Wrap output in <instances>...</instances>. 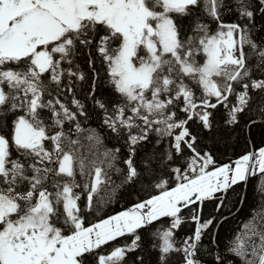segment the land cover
<instances>
[{"label":"snow or ice","instance_id":"snow-or-ice-1","mask_svg":"<svg viewBox=\"0 0 264 264\" xmlns=\"http://www.w3.org/2000/svg\"><path fill=\"white\" fill-rule=\"evenodd\" d=\"M234 2L242 17L253 16L248 0ZM259 2L264 6V0ZM231 10L230 0H0V129L12 128L10 136L0 132V264H85V254L118 237L134 235L131 245L116 247L97 258L98 264H118L140 246L138 230L161 217L173 218L171 227L161 234V264H167L171 252H181L184 264H201L199 245L215 218L201 222L199 208L194 210L191 219L197 227L177 248L172 237L173 230L184 222L182 210L219 199L217 193L264 174V148L259 149L258 158L246 153L233 164L207 171L215 163L213 157L196 150L197 138L187 127L195 118L211 130L208 109L228 107L230 96L236 102L225 122L238 124L239 114L251 101L249 88L264 91V79L251 78L253 67L264 75V45L252 41L241 24L223 23V13ZM201 11L217 24L215 30L200 19ZM185 19L190 24L187 30ZM93 45L107 65L110 84L122 98L113 102L109 114L106 102L95 99L98 76L93 72L88 96L104 112L103 123L117 136L124 133L127 137L123 183H135L154 172L156 155L150 151H145L139 164L134 163L138 149L152 143V132L159 138H172L166 152L168 161H173V154L182 155L185 148L194 155L187 171L173 169L176 179L184 182L86 227L78 203L81 194L74 189L87 191L83 210L91 211L94 194L110 182L105 165L114 167L120 149L100 153L102 140L93 132L85 138L93 142L85 155L82 140L71 136L73 129L64 130L66 122H75L76 133L85 131L77 121L78 115H86L84 104L75 98L71 81L72 77L83 81L85 74L79 66L72 71L60 65L63 61L72 65L70 57L78 47L87 50ZM246 45L252 53L245 52ZM253 59L254 66L249 63ZM88 63L90 68L94 64L90 53ZM13 64L17 67L10 66ZM45 73L58 87L68 78L65 87L73 94L71 104L77 111L59 97L45 99L51 95L41 79ZM186 79L202 87L199 101ZM178 104H183L179 111L185 119H176L172 109ZM45 109L51 114L50 124L41 118ZM18 110L24 114L18 115ZM50 128L55 131L50 133ZM175 129L180 131L174 134ZM10 141L33 162L12 159ZM189 172L195 175L190 178ZM78 174L88 182L77 184ZM167 183L164 180L155 187L162 189ZM244 227L245 238L237 236L229 252L243 264H264V224ZM216 259L231 264L220 256Z\"/></svg>","mask_w":264,"mask_h":264},{"label":"trees","instance_id":"trees-1","mask_svg":"<svg viewBox=\"0 0 264 264\" xmlns=\"http://www.w3.org/2000/svg\"><path fill=\"white\" fill-rule=\"evenodd\" d=\"M230 2L232 10L223 13L221 18L223 23L241 24L245 27L248 37L252 41L257 45H264V7L259 13L262 7L259 0H248V3L251 5L249 10L253 11L251 18L242 17L237 10L238 6L234 0H230ZM199 15L202 21L210 24L211 29L215 30L217 28V24L206 13L201 11ZM183 27L186 30L189 29L190 24L187 19L183 21ZM77 50L76 54L78 53L77 56L85 67V80L78 82L79 85L75 77H72L71 81L75 86L73 89L75 98L81 99L84 104L86 115H78L77 121L85 131L79 134L76 133L74 130L75 122H66L64 130L68 132L70 128L73 129L71 136L73 139L80 138L82 140L84 148L81 151L85 155L89 154L88 148L93 143L87 141L85 138L93 132L102 140V144L98 147L100 153H103L106 149H120L117 154L118 158L114 162V167L108 169L105 165L110 182L103 184L98 192L94 194L91 211L83 210V218L87 227L116 215L125 209L132 208L134 205L146 201L151 196L159 195L162 191L170 190L176 187L178 183L184 182L176 179L173 169L179 167L187 171L186 165L190 163V158L194 154L185 148L182 155L177 156L173 154V161H168L166 159V152L172 138L167 136L159 138L155 132H152L149 134V140L152 143H146L142 148L138 149L134 163L139 164L145 151H150L156 155L154 172L148 174L147 178L138 179L135 183H123L124 171H126L123 160L128 156L127 145L125 143L127 137L124 133L117 136L116 133H113L103 123L104 112L96 107L94 100L88 96L92 85V70H98L95 99H102L106 102L109 114L112 112L113 102L122 100V98L114 91L113 86L110 84L107 65L101 58L97 57L98 52L95 45L87 50L83 47H78ZM245 52L252 53V49L246 45ZM89 53L92 61H94L91 68L88 63ZM197 61H201L200 55L197 56ZM249 63L254 66L256 61L253 59ZM77 66L80 65L76 61L75 65H71L72 71H77ZM251 78L264 79V75L253 67ZM185 83L189 84L199 101V98L202 96V87L188 79L185 80ZM234 87L236 86L234 85ZM236 90L242 91L241 88H237ZM249 94L251 101L244 113L239 114L238 124L229 125L225 122L230 118L229 108L236 102L232 96L229 97L228 107L218 105L216 109H208L212 113L211 121L213 127L211 130L204 128L201 122L195 118L188 122L187 127L189 131L197 138L194 144L196 150L202 155L205 153L211 154L215 162L214 165H209L207 171H212L216 167L236 161L242 155L250 153L252 148L256 152L260 147H264V110H262V106H264V91L250 87ZM212 102H216L215 98H212ZM181 107H183V104H178L172 109L177 113V120L186 118L185 114L179 111ZM49 131L51 133L55 129L50 128ZM179 131L180 129H175L174 134ZM157 139L160 140L159 144L155 143ZM115 168H120L122 171L117 172ZM188 175L191 178L195 173L189 172ZM77 179L82 182V185L88 182L79 174L76 176ZM164 180L168 181L164 188L155 187L157 183ZM243 184L244 181H241L236 185H232L226 193H217L216 197L219 199L205 200L202 204L197 202L183 209L180 216L184 222L179 228L173 230L174 235L172 240L175 246L177 248L182 247L184 240L193 235L197 224L191 219V216L194 210L199 208L201 222L215 218L213 225L205 231L199 245L197 258L201 264H220L216 259L217 256H220L222 261H230L231 264H243L241 258L236 257L228 249L235 245L237 236H240L242 239L245 238L244 234L247 230L244 226L246 224L250 226L252 224H264V219H261V217H264V174H257L248 178L242 197ZM80 194L82 208L84 209L87 202V191L82 189ZM221 200L223 201L222 204L220 203ZM225 215L229 216L221 221L217 227L219 219ZM172 219L171 217H161L160 220L153 222V224L146 228L139 229L138 234L141 236V240L139 241L140 246L128 252L125 258L118 262V264H161L159 260V257L162 255L161 247L163 244L161 234L171 227ZM133 239L134 235L126 234L113 241H109L107 244L102 245L101 248L85 254V264H98L97 258L99 255L106 256L116 247L131 245ZM255 239L259 243L258 237ZM167 264H184L183 254L181 252L169 253L167 255Z\"/></svg>","mask_w":264,"mask_h":264},{"label":"flooded vegetation","instance_id":"flooded-vegetation-1","mask_svg":"<svg viewBox=\"0 0 264 264\" xmlns=\"http://www.w3.org/2000/svg\"><path fill=\"white\" fill-rule=\"evenodd\" d=\"M115 46H116V44L114 43L113 44V47H115ZM77 54H75L74 56L70 57V59H72V61H73L72 65H75V62L77 61L78 64L80 65L79 66V68H80L79 71H82L84 73L85 72V67L82 65V62H80L81 59L77 56ZM56 55H57V57L59 56V54H56ZM97 57L98 58H101L100 55H99V53H97ZM10 66L11 67H17L14 64L13 65H10ZM60 66L63 69H68L69 67H71V65H69L66 61L61 62V65ZM86 72H87V70H86ZM92 72H95L97 74L98 70L97 69H93ZM107 73H108V71H107ZM108 75H109V73H108ZM41 79L47 85L48 91L51 93L50 96L49 95H46L45 96V99H55V98L59 97L60 100L63 103H65L66 105L69 106V108H71L73 111H77L75 105L71 104V101L73 99V94L72 93H69L66 90V87H65V85H67V83H68V78L67 77L64 78V80L62 81V84L59 87L56 84H54V83H52L50 81L49 74H47V73H45L44 76H42ZM78 82H81V81L77 80V84L79 85ZM72 86H73V89H74L75 86L73 85V83H72ZM73 92H74V90H73ZM78 100H81V99H78ZM81 103H82V100H81ZM17 114L19 115V114H24V113H23V111L18 110ZM50 115L51 114L46 109L41 112V118L45 120V123L46 124L51 123V121H50ZM13 119H14V117H13ZM0 132H2L5 135L10 136L11 133H12V128L10 126H6L3 129H0ZM45 146L46 147H49L50 146V142H45ZM10 151L12 153V159L20 160L21 162H25V163H31V162H33L31 157L22 156L21 153L18 152L15 149V146H14V144L11 143V141H10ZM76 183L82 185V182L80 180H78V179L76 180ZM50 190H52V189L50 188ZM74 191L77 192V193H81L82 192V187L81 188H76V189H74ZM78 203L80 204V206L82 208L81 199H80V201ZM81 215L83 216V208H82ZM66 234H67V230H66Z\"/></svg>","mask_w":264,"mask_h":264},{"label":"water","instance_id":"water-1","mask_svg":"<svg viewBox=\"0 0 264 264\" xmlns=\"http://www.w3.org/2000/svg\"><path fill=\"white\" fill-rule=\"evenodd\" d=\"M263 7H264V6H262V7L260 8L259 13L262 11ZM260 32H261V30H260ZM250 123H252V122H250ZM250 153L255 154V152H254V148L251 149ZM247 180H248V179H247ZM247 180L244 181V184H243L242 197H243L244 192H245V188H246ZM227 216H229V215H225V216H223V217H221V218L219 219V221H218V223H217V227H218V225H219V223H220L221 221H223L225 218H227Z\"/></svg>","mask_w":264,"mask_h":264},{"label":"rangeland","instance_id":"rangeland-1","mask_svg":"<svg viewBox=\"0 0 264 264\" xmlns=\"http://www.w3.org/2000/svg\"><path fill=\"white\" fill-rule=\"evenodd\" d=\"M237 38H238V37H237ZM260 148H264V147H260ZM260 148H259V149H260ZM259 149H258V150L255 152V154H254L257 158H258ZM231 164H233V162H232ZM257 168H258V165H257ZM130 209H131V208H130ZM127 210H129V209H127ZM119 213H120V212H119ZM117 214H118V213H117ZM117 214H116V215H117ZM113 216H114V215H113ZM108 218H109V217H108ZM106 219H107V218H106ZM97 223H98V222H97Z\"/></svg>","mask_w":264,"mask_h":264},{"label":"built area","instance_id":"built-area-1","mask_svg":"<svg viewBox=\"0 0 264 264\" xmlns=\"http://www.w3.org/2000/svg\"><path fill=\"white\" fill-rule=\"evenodd\" d=\"M213 171V170H212ZM127 210V209H126ZM126 210H124V211H126Z\"/></svg>","mask_w":264,"mask_h":264}]
</instances>
